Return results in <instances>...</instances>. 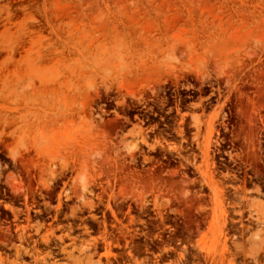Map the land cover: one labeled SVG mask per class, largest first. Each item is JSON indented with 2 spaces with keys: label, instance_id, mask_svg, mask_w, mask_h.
Here are the masks:
<instances>
[{
  "label": "rangeland",
  "instance_id": "rangeland-1",
  "mask_svg": "<svg viewBox=\"0 0 264 264\" xmlns=\"http://www.w3.org/2000/svg\"><path fill=\"white\" fill-rule=\"evenodd\" d=\"M258 236L264 0H0V264H264Z\"/></svg>",
  "mask_w": 264,
  "mask_h": 264
},
{
  "label": "bare ground",
  "instance_id": "bare-ground-1",
  "mask_svg": "<svg viewBox=\"0 0 264 264\" xmlns=\"http://www.w3.org/2000/svg\"><path fill=\"white\" fill-rule=\"evenodd\" d=\"M243 226V225H242ZM222 235V234H221ZM97 242V241H96ZM256 244H255V246L253 247V249L252 250H250V252H247L244 248H243V252L242 253H244L245 255H247L248 253L253 257V258H255V259H257L258 257H260L259 256V254H260V252L262 251V250H264V237H261V236H258L257 238H256ZM89 245V243L87 244V246H82V247H80L79 248V252L80 253H82V254H84V257H85V259H86V264H103L102 263V260H101V258H99L98 259V261L97 262H95L94 261V259H93V256L94 255H96L97 253H98V246H97V244L96 243H94V244H92L91 245V247H89L88 246ZM92 248V252H90V249ZM112 249V248H111ZM212 251V250H211ZM223 253V252H222ZM237 253V252H236ZM241 253V252H240ZM103 253H100V255H102ZM215 254V253H214ZM225 254V253H224ZM228 254V253H227ZM105 255L107 256V258L109 257V255H110V252H106L105 253ZM221 255V254H220ZM243 255V254H242ZM79 257H81V256H79ZM82 259V260H81ZM79 261H78V263L79 264H83L82 263V261H83V258H81ZM108 263H110V261H109V259H107V262H106V264H108ZM85 264V263H84Z\"/></svg>",
  "mask_w": 264,
  "mask_h": 264
},
{
  "label": "flooded vegetation",
  "instance_id": "flooded-vegetation-1",
  "mask_svg": "<svg viewBox=\"0 0 264 264\" xmlns=\"http://www.w3.org/2000/svg\"><path fill=\"white\" fill-rule=\"evenodd\" d=\"M244 221H248V218H244ZM243 225V226H242ZM239 227H242V228H246V227H251L250 225H248V224H246V223H241L240 225H239ZM92 231V230H91ZM242 231L244 232L245 231V229H242ZM82 232H85V231H82ZM70 239H74V238H76V236L75 235H72V236H70L69 237ZM99 247H102L101 245H99ZM113 264V263H112Z\"/></svg>",
  "mask_w": 264,
  "mask_h": 264
}]
</instances>
